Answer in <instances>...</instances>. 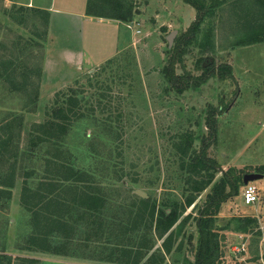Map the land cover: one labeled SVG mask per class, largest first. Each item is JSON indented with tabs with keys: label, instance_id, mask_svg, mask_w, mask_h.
Masks as SVG:
<instances>
[{
	"label": "rangeland",
	"instance_id": "obj_1",
	"mask_svg": "<svg viewBox=\"0 0 264 264\" xmlns=\"http://www.w3.org/2000/svg\"><path fill=\"white\" fill-rule=\"evenodd\" d=\"M10 1L0 0V178L14 173L15 182L12 198L0 202V264H28L21 261L23 258L34 259L35 264H111L82 258L80 248L68 257L26 249L32 214L21 204L23 183L33 189L41 182L48 149V144L38 142L34 125L44 123L57 92L65 91L77 80L85 81L87 74L106 63L83 70L64 88L43 89L35 70L41 64L47 41L41 42L38 37L44 32L42 16L36 8ZM128 1L133 5L134 32L140 33H134L133 41L113 58L105 74L113 90L109 95L124 99V136L121 140L107 137L89 119L75 124L64 141V149L72 153V165L94 174L103 187L113 190L109 192L112 206L108 212L116 211L119 203H131L135 191L147 193L159 207L184 202L191 194L187 165L205 145L206 157L216 161L223 172L231 168L233 179L249 173L264 175V132L257 130L253 135L258 125L264 129V110H251L263 108L262 89L249 87L244 80L246 72L245 78L248 80L250 75L252 82L264 75V42L237 44L247 21L257 18L254 0H198L208 10L217 8L182 46L176 75L191 74L194 80V86L183 92L171 88L163 70L178 39L194 24L196 9L183 0ZM21 7L24 10H19ZM63 8L58 2L53 9V25L58 33L65 31ZM209 27L214 33L211 46L203 38ZM173 31L177 34L169 47L167 37ZM36 89L39 96L34 104ZM255 98L257 102L253 103ZM209 119L213 120L214 138L207 125ZM93 140L92 152L89 144ZM4 141L6 148L1 145ZM187 145V156H183ZM221 179L222 172H218L211 187L194 194L196 201L185 213L191 219L164 264H186V260L195 263L199 234L194 218ZM254 183L261 199L257 204L245 205L244 186H240L219 211L216 231L223 253L220 264H264V178ZM226 192L235 194L230 188ZM233 218H251L257 224L248 226L249 233H241L237 228L241 230L244 224L232 222ZM241 236L247 248L237 253L235 247ZM161 243L158 241L155 248ZM97 245L92 243L90 251L101 250Z\"/></svg>",
	"mask_w": 264,
	"mask_h": 264
},
{
	"label": "trees",
	"instance_id": "obj_2",
	"mask_svg": "<svg viewBox=\"0 0 264 264\" xmlns=\"http://www.w3.org/2000/svg\"><path fill=\"white\" fill-rule=\"evenodd\" d=\"M183 1L196 9L197 18L189 31L178 39L172 51V58L163 70L171 88L177 92L194 86L191 74L187 77L176 75L182 46L190 42L188 36L200 31L205 19L212 18L214 9L217 8L216 5L208 10L203 3L199 4L198 0ZM254 2L257 18L247 21L244 25V35L237 41L240 46L264 42V0ZM19 10L24 9L21 7ZM35 12L41 15L43 20L44 32L38 35L42 42L48 35L50 13L41 9H36ZM86 15L129 23L134 12L133 5L128 0H88ZM13 20L22 22L21 18L17 17H13ZM213 36V29H206L203 38L208 46L212 45ZM42 59L35 69L40 78ZM105 63L87 74L85 81L77 80L65 91L57 92L44 123L34 125L38 142L48 144V149L44 157L46 169L41 182L33 189L27 182L23 183L21 204L32 214V231L26 240V249L68 257L73 255L76 248H80L82 258L99 262L164 264L166 255L172 252L177 238L191 219V215L185 213L196 201L194 194L206 191L213 185L216 174L222 172V179L219 184L214 185L213 194L207 196L204 207L199 209L197 217L194 218L199 234V246L196 261L193 263L220 264L223 253L220 236L216 231L217 216L222 205L236 195L244 183L241 177L235 176L233 179L229 173L231 168L223 172L216 161L207 158L204 148L206 145L187 165L190 173L187 183L190 185L191 194L182 203H165V206L161 207L151 197L145 199L133 194L131 203H119L118 209L109 213L108 210L112 206L109 192L113 190L103 187L94 174L76 169L72 165V153L64 149V141L75 124L90 119L105 136L120 140L124 136V124L127 122L124 99L109 95L113 90L108 83L109 78L105 76L114 60ZM229 74L231 75V70ZM35 94L34 104L37 102L39 89H36ZM213 120H207V125L211 127V132H214V138ZM95 142L93 140L89 144L92 152ZM1 145L6 148L7 143L4 141ZM182 153L187 156L188 145ZM14 182V173L0 178V202L12 198ZM226 188L232 189L235 194H228ZM183 215L185 217L181 220ZM231 221L244 224L240 227L241 230L237 228L241 233H249L248 226L257 224L256 220L251 218H233ZM192 237L190 236L191 239ZM158 241H162L161 247L155 248ZM95 242L102 248L91 252L90 245ZM21 261L36 263L34 259L23 258ZM186 264L192 263L186 260Z\"/></svg>",
	"mask_w": 264,
	"mask_h": 264
},
{
	"label": "crops",
	"instance_id": "obj_3",
	"mask_svg": "<svg viewBox=\"0 0 264 264\" xmlns=\"http://www.w3.org/2000/svg\"><path fill=\"white\" fill-rule=\"evenodd\" d=\"M64 5L61 10L63 27L65 31L58 33L53 25V9L57 3ZM88 0H13L10 4L28 6L31 8L46 10L50 13L47 41L44 44L42 59V88L61 89L77 80L85 69H94L117 56L123 47L131 43L136 22L125 23L115 19L97 18L86 15ZM6 20V19H5ZM7 22V21H6ZM58 33V34H56ZM247 73V72H246ZM244 80L249 87L259 86L262 89L260 96L264 102V75L260 74L256 82H252L251 76ZM257 78V73H254ZM251 84V85H250ZM259 99V97H258ZM257 98L252 102L256 103ZM255 106V105H252ZM263 108H251V110H264ZM264 125V119L262 121ZM260 129H259V128ZM259 125L254 128L259 133H263ZM264 128V127H263ZM261 200V199H260ZM237 241L238 238L235 236ZM240 239V237H239ZM241 240V239H240ZM239 240V242H240ZM255 264V263H245Z\"/></svg>",
	"mask_w": 264,
	"mask_h": 264
},
{
	"label": "built area",
	"instance_id": "obj_4",
	"mask_svg": "<svg viewBox=\"0 0 264 264\" xmlns=\"http://www.w3.org/2000/svg\"><path fill=\"white\" fill-rule=\"evenodd\" d=\"M243 202L247 206H252L257 204L260 201V193L258 187L254 182H250L247 185H244V191L242 193ZM240 243L235 247V252L244 253L246 252L247 244L243 236L240 237ZM262 254L264 261V245L262 247Z\"/></svg>",
	"mask_w": 264,
	"mask_h": 264
},
{
	"label": "water",
	"instance_id": "obj_5",
	"mask_svg": "<svg viewBox=\"0 0 264 264\" xmlns=\"http://www.w3.org/2000/svg\"><path fill=\"white\" fill-rule=\"evenodd\" d=\"M177 32L173 31L172 33H170L167 37L168 43H169V47H172L173 45V41L174 38L176 36ZM264 178L263 174L260 173H249V174H245L243 177V183L244 185H247L250 182H256L259 180H262ZM135 193L145 199H147L149 196L147 195V193L142 192V191H135Z\"/></svg>",
	"mask_w": 264,
	"mask_h": 264
}]
</instances>
